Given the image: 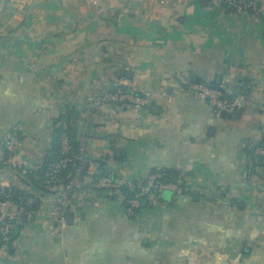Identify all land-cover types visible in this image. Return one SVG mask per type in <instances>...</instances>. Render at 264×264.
<instances>
[{
	"label": "crops",
	"instance_id": "1",
	"mask_svg": "<svg viewBox=\"0 0 264 264\" xmlns=\"http://www.w3.org/2000/svg\"><path fill=\"white\" fill-rule=\"evenodd\" d=\"M18 1L0 0V138L17 127L14 158L32 171L67 114L84 169L61 225L49 194L2 175L36 209L0 264H264V169L244 152L264 138V18L215 0ZM197 80L226 93L249 81L242 115H216L190 93ZM122 87L151 93L149 109L98 101ZM166 171L203 193L163 190L129 217L93 187Z\"/></svg>",
	"mask_w": 264,
	"mask_h": 264
},
{
	"label": "built area",
	"instance_id": "2",
	"mask_svg": "<svg viewBox=\"0 0 264 264\" xmlns=\"http://www.w3.org/2000/svg\"><path fill=\"white\" fill-rule=\"evenodd\" d=\"M11 2L18 3V0H10ZM99 0H93V4H96ZM157 5H163L166 0H152ZM179 2H186L189 0H178ZM217 3L223 5L235 14H249L255 18H264V2L261 0H215ZM262 38L264 40V27L261 31ZM189 91L194 97L205 101L208 106L214 111L216 115H220L225 112L228 115H232L236 112L240 102L245 100L243 95H237L232 100L226 99L222 92L216 87H209L206 84L193 83L189 85ZM151 93L137 94L134 91L125 92L121 88L116 89L114 92L101 93L98 97V101L101 103H111L116 105H124L133 108L149 109L151 103ZM57 127H61L64 132L61 134V155L62 158L57 162L49 166V173L45 180L46 185H53L60 180L57 174L60 170L67 167L72 159H77L78 167L74 176L68 177V182L62 186L55 198H52L54 213L51 216L50 221L52 224H63L71 206L70 195L73 191L81 188L79 181L80 175L84 169V163L82 160V146L80 145L79 155L72 156V149L69 143V135L66 129L70 127V122L58 121ZM21 139L18 135V130L14 129L8 132L5 137L0 141V165H6L10 168L12 173L11 179L20 177V175L26 172L22 163H18L14 158V152L20 145ZM255 155L264 158V145L255 149ZM256 163L254 161H249ZM40 167H36L32 171L35 176ZM256 170L261 169L259 166L255 167ZM24 170V171H23ZM23 171V172H22ZM7 183V182H6ZM126 181L124 176H111L109 174H102L98 176L93 184L96 191L105 193L107 196L115 197L120 201L124 213L131 217L135 211L140 208L144 202L149 207H154L159 201V194L163 190H170L174 195H182L185 193L192 194L193 192L203 193L201 187L186 188L181 182H164L161 179L160 173H154L150 175L138 188V191L133 193L132 197L126 198L123 188H126ZM13 185L10 183L5 184L0 174V255L5 253L13 245V229L21 225L31 223L33 220L34 212L30 208L34 203L36 197L35 194H26L25 198H19L18 203H14L11 200V191ZM128 189V188H126ZM11 207L10 211L6 208Z\"/></svg>",
	"mask_w": 264,
	"mask_h": 264
},
{
	"label": "trees",
	"instance_id": "3",
	"mask_svg": "<svg viewBox=\"0 0 264 264\" xmlns=\"http://www.w3.org/2000/svg\"><path fill=\"white\" fill-rule=\"evenodd\" d=\"M244 86L238 85L236 87V89L234 91H232L231 93H226V92H222V95L228 99V100H232L234 99V97H236L237 95H243L244 97H247L250 93V87H248L249 85V81H242ZM201 83V82H200ZM195 84V83H194ZM204 84V83H201ZM209 87H212L211 85H207ZM122 90H124L125 92L128 91V88L126 87H122ZM58 121H64V122H69L68 119V115H60L59 117H56L53 119V123H52V143H51V150L49 152V154L47 155L46 159L44 160V162L42 163V165L40 166L37 174L34 176L32 174V172H24L20 175V179L22 180V182L25 183H31L34 185V187H36L39 190L38 196H42V195H46L49 194V196L51 198H55L58 194V192L61 190L62 186L65 185L68 182V177H72L74 176L76 169L78 167V162L77 159H72L70 161V163L67 165L66 168L62 169L59 171V173L57 174L58 179L60 180V182H57L53 185H46L45 184V180L47 178V174L49 173V166L55 162H57L58 160H60L62 158L61 155V134L62 132H64V130L61 127H57L56 123ZM18 130L17 127H11L7 132H5L2 137L0 138V141L5 137V135L12 131V130ZM66 132L69 135V143L71 145V149H72V156H77L79 155V149H80V144L79 141L75 138L73 129L71 127H68V129H66ZM18 135L20 137V132L18 131ZM21 139V137H20ZM264 145V138L257 141L256 143L246 147L244 149L245 155L248 159V161H254L255 159H257L256 163H252V167L255 169V167H260L261 169H264V158L263 157H258L255 155V149L257 147H262ZM12 171L10 168H7L6 165H0V174H4V175H11ZM161 174V179L164 182H173L174 179H172V177L174 176V173H171L169 171L166 172H159ZM103 174V173H102ZM122 191L124 192V195L126 196V198H130L132 197L133 193L138 191V188L133 189L132 191H130L129 189L123 188ZM100 191H97V193H99ZM19 198H25V193L22 190H16L13 189L11 191V200L16 204L18 203V199ZM37 204V202H36ZM32 210L36 209V207L31 206L30 207Z\"/></svg>",
	"mask_w": 264,
	"mask_h": 264
},
{
	"label": "water",
	"instance_id": "4",
	"mask_svg": "<svg viewBox=\"0 0 264 264\" xmlns=\"http://www.w3.org/2000/svg\"><path fill=\"white\" fill-rule=\"evenodd\" d=\"M196 83H199L198 80L196 81ZM216 84H219V82L217 81ZM216 88H217L219 91L223 92L222 88H220V87H216ZM245 103H246V100H242V101L240 102L239 107L236 109V116H237V117H240V116L242 115V113H243V111H244ZM154 108H156V106H153V107H152V109H154ZM221 117H227V118H230L231 115H228V114H226L225 112H222V113H221ZM194 198H196V197H194ZM142 204L144 205L145 203L143 202ZM71 218H72V214H70V213L67 214V219H70V220H71ZM70 222H71V221H70ZM18 232H19V228H18V227H15V228L13 229V234H14V236H16V235L18 234ZM10 251H12V250H10Z\"/></svg>",
	"mask_w": 264,
	"mask_h": 264
}]
</instances>
